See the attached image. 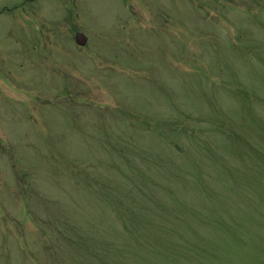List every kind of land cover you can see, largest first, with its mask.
<instances>
[{"label":"rangeland","instance_id":"374dc122","mask_svg":"<svg viewBox=\"0 0 264 264\" xmlns=\"http://www.w3.org/2000/svg\"><path fill=\"white\" fill-rule=\"evenodd\" d=\"M0 264H264V0H0Z\"/></svg>","mask_w":264,"mask_h":264},{"label":"water","instance_id":"95a60500","mask_svg":"<svg viewBox=\"0 0 264 264\" xmlns=\"http://www.w3.org/2000/svg\"><path fill=\"white\" fill-rule=\"evenodd\" d=\"M77 40L79 44L84 45L87 41V38L84 35L79 34Z\"/></svg>","mask_w":264,"mask_h":264}]
</instances>
